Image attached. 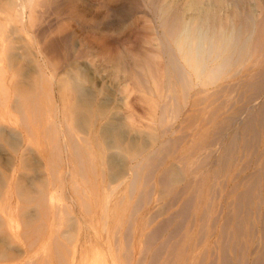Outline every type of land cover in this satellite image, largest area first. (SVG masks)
<instances>
[{
    "label": "bare ground",
    "instance_id": "1",
    "mask_svg": "<svg viewBox=\"0 0 264 264\" xmlns=\"http://www.w3.org/2000/svg\"><path fill=\"white\" fill-rule=\"evenodd\" d=\"M74 1L0 0V264H264V67L227 74L249 47L260 66L259 25L244 37L236 24L185 25L176 44L192 75L169 61L192 93L168 136L178 100L164 61L150 64L152 86L125 57L121 75L86 62L71 67L87 73L64 74L77 24L109 28L115 10L103 2L99 17ZM118 11L127 24L136 7ZM97 45L115 59L111 42ZM115 94L125 123L109 114ZM214 147L216 163L198 157Z\"/></svg>",
    "mask_w": 264,
    "mask_h": 264
},
{
    "label": "rangeland",
    "instance_id": "2",
    "mask_svg": "<svg viewBox=\"0 0 264 264\" xmlns=\"http://www.w3.org/2000/svg\"><path fill=\"white\" fill-rule=\"evenodd\" d=\"M74 2L80 5L81 7L87 8V10L94 15L98 14L99 17L104 16L106 13L105 12L106 10L104 9L105 7L102 4L103 2H110L109 3L110 6L114 8L116 11L113 10L112 12H110V14H108V18H109L108 22L110 24L109 28H104L106 24H102L101 28L99 29L92 27V28H87L85 30L82 29L79 24H77L78 27H76L75 29L79 38L78 37L75 38L73 47L72 49H70L71 52L69 51V56H71V61L69 65L70 68L66 69L64 71V74L69 76L70 75L77 76V74H80L83 71V69H86V73H87L88 72L87 67L82 68V70H80L79 72L78 69L73 68L74 66L77 65V63L79 64L86 62L85 63L86 65H90L92 69H96L99 72H108L111 75H117V74L121 75L123 73V67H124L121 59L125 57L124 59L127 60L126 62L127 67L125 68H129L128 70L127 69L126 70L129 71L131 70V68L133 69L134 64L137 65L140 68L134 66L135 68V70L133 69L134 72L139 73L140 71L139 76H141V79H144V85L148 84L152 86L154 80H153L152 72L150 71V64L152 63V65L155 67L154 63L156 64V62H160V60H162V62L164 61L165 69H163L162 71L163 78L164 80L167 81L168 73H170V76L172 78V86L175 90V95L177 96L175 97L177 99H172V100H174V102L178 100V102L180 101L179 104H181L180 106L176 104L178 102L175 103L172 102L170 104V106L174 108L172 110L175 109L176 110L173 111V114H171L172 112L171 111L169 115L174 116L177 114L178 116L176 115L177 118L176 116L174 117L172 116L173 118L176 119V120L174 119V121L176 122L173 126L174 128L172 132L170 130L167 133L168 136L171 135L170 133H174L175 135L178 134L179 126L177 125L178 123L181 122V118L184 115L186 108L190 104V95L192 93L190 91V93L187 94L188 96L184 93L183 88H181L180 84L177 81L178 76L174 72L173 65L170 64L171 62L169 61V57L170 56L173 57L175 60H177L176 62L177 64L181 63L184 69L188 70L189 74L192 75V72L189 69L188 65L185 63V60L181 58L183 57L181 50L176 44L177 36L182 33L187 23L191 24L190 27L200 26L202 28L204 26V23L209 21V24L208 25L206 24L205 27L209 28L211 31L218 30L220 27H222L224 24L227 23L228 26H231L232 24H236L237 27L239 26L242 29L240 31L242 32V37L247 36L246 34L249 35L251 31H252L251 34L255 32L254 35H257L260 32L262 37V43H261V48L257 53V55L259 54V57H261L262 61H264L263 60L264 0H75ZM127 4L131 6L134 5L136 7V12L132 13L131 18H129L127 20V24H125L122 23L121 20L118 21V18L115 17H117V13L119 12L118 9L122 6H126ZM63 14L64 16H66L67 12L65 11V13H62V15ZM60 16L61 15H59V17ZM134 17L138 20L137 27H133L130 24V22L133 21ZM248 22L251 23L250 24L251 27L248 26L249 25ZM258 25H259L258 27L259 31L256 30ZM130 29H131V34L128 35ZM256 31H258V33ZM135 33H137L140 36V40H138V45L137 44L134 45L135 42L133 39ZM97 42L101 44L104 43V45L107 42L108 43L111 42L113 44V46L116 48V52H115L116 57L115 59H113V61L112 60L109 61V59H107L106 56L107 53H102V51L100 50L101 48L98 51ZM81 43L84 44L85 46L83 47ZM75 45L76 47L74 48ZM81 48L83 49V53H81L82 57L80 56L79 58L78 56L79 53L77 50ZM126 48L128 49V52L133 49L134 50L131 51L132 53L130 54L126 51L127 50ZM242 50L244 51V48H242ZM84 53L86 55H84ZM246 58H250L248 59L249 60L248 62H245ZM253 58H254V54L251 52V49L249 47L245 57L243 56L241 60L242 64L244 65L240 66L241 65L240 64L238 66L237 64H235L236 66H231L227 70V74H231L237 69L238 73L235 72L236 73L235 76L237 79H240L243 73L245 74V72L247 71L248 73L251 71L255 72L257 71V69L264 67V62L260 60L261 58L260 59L258 58L262 62V63L259 62L260 66L259 67L256 66L254 67V69L250 68ZM218 61L219 58L214 60L211 63V66H217ZM115 97L116 100H114L110 105L109 114H112L116 119H121L125 123V121H128L129 114L119 109L120 107L118 104V96L115 94ZM184 102H187V104L184 105ZM174 112L175 113L178 112V113L175 114ZM170 116H169L170 119L168 118L169 120H171L172 118ZM234 126H232V129L234 128ZM127 127L130 128V125H127ZM167 134L159 137L157 141H155L156 143H154V146L152 148L150 147L151 149H148V151L143 154V156L145 157L144 159L148 157V154L149 152H151V150H153L154 152V150L157 149V147H159V145L161 144L160 141H162L163 137H167L166 136ZM68 149L71 150L70 147ZM47 151L50 156L49 161L52 168L56 169V173L60 172V169L62 167L61 166L62 159L60 158L59 154H56V148L50 145L47 147ZM209 151H211V154H213V157L210 158L211 160L210 165H211L212 161L213 163H216L217 161L216 153L218 151L216 150L215 147L209 150L206 149L201 150L199 152L198 157L200 158L206 157ZM212 151L214 152L212 153ZM34 170L28 168L26 171L29 175L30 174L32 175L35 172ZM159 218L160 217H157V220ZM157 220L154 221L157 222ZM2 221H3L2 216L0 214V222ZM41 261H42L41 259H37L35 264H42Z\"/></svg>",
    "mask_w": 264,
    "mask_h": 264
}]
</instances>
